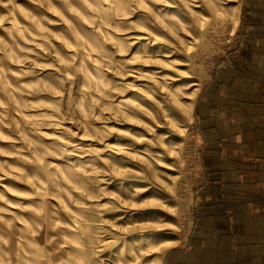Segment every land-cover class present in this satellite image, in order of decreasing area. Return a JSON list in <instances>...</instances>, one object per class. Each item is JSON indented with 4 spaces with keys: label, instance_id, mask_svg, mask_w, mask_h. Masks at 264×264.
Listing matches in <instances>:
<instances>
[{
    "label": "rangeland",
    "instance_id": "1",
    "mask_svg": "<svg viewBox=\"0 0 264 264\" xmlns=\"http://www.w3.org/2000/svg\"><path fill=\"white\" fill-rule=\"evenodd\" d=\"M240 4L0 0V264H162L189 238L193 104Z\"/></svg>",
    "mask_w": 264,
    "mask_h": 264
},
{
    "label": "crops",
    "instance_id": "2",
    "mask_svg": "<svg viewBox=\"0 0 264 264\" xmlns=\"http://www.w3.org/2000/svg\"><path fill=\"white\" fill-rule=\"evenodd\" d=\"M237 48L193 104L204 182L195 235L162 264H264V0H241Z\"/></svg>",
    "mask_w": 264,
    "mask_h": 264
},
{
    "label": "built area",
    "instance_id": "3",
    "mask_svg": "<svg viewBox=\"0 0 264 264\" xmlns=\"http://www.w3.org/2000/svg\"><path fill=\"white\" fill-rule=\"evenodd\" d=\"M197 143L196 147H194L192 151V159L190 162L189 167V179L187 182H189V185L184 184V186L181 187L180 190V199L183 205V213L185 218L184 221L188 224V231L187 235L188 237H191L195 235L196 233V207L198 204V193L199 188L201 184L204 182V172H203V165L200 159V155L198 150L201 147L202 141L197 134ZM186 182V183H187ZM190 219V222H189Z\"/></svg>",
    "mask_w": 264,
    "mask_h": 264
},
{
    "label": "bare ground",
    "instance_id": "4",
    "mask_svg": "<svg viewBox=\"0 0 264 264\" xmlns=\"http://www.w3.org/2000/svg\"><path fill=\"white\" fill-rule=\"evenodd\" d=\"M183 85H184V84H183ZM188 85H192V83H189ZM180 241H181L180 239L175 238V239H173L172 241L166 243V244L163 246V248H165V249H164V252H165L166 250H168L169 248H171V247H173V246H175V245H178Z\"/></svg>",
    "mask_w": 264,
    "mask_h": 264
}]
</instances>
